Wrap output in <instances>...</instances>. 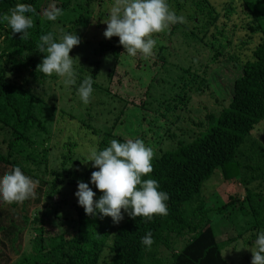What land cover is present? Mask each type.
Wrapping results in <instances>:
<instances>
[{
	"label": "trees",
	"instance_id": "obj_1",
	"mask_svg": "<svg viewBox=\"0 0 264 264\" xmlns=\"http://www.w3.org/2000/svg\"><path fill=\"white\" fill-rule=\"evenodd\" d=\"M19 1L0 0V18L7 16L9 9L14 8ZM41 1L45 3L48 0ZM93 1L86 0V3L92 5ZM245 1L249 2V0ZM167 2L169 6L174 2L177 8H182L185 3L196 7L202 13L205 22L201 26L198 25L202 18L191 14V20L200 30L199 33L201 32L199 35L192 30V35L203 40L207 45L209 43L208 46L216 52V57L222 56L223 61L234 64L237 74L232 77L228 105H225L219 113H208L205 120H190L195 127L188 130L183 128L182 135L177 136L174 127H178L180 130L181 126L177 124L185 117L180 110L186 109L192 89L204 81L197 70L190 65L187 68H182L177 76L170 77L162 90L160 89L152 96H148L150 92L147 94L151 85L149 84L144 94L145 97L150 98L149 104L146 100L139 103L134 97L115 95L125 102V108L110 122L111 126L105 129L103 135L97 128L92 130L99 136L94 148L96 150L107 147L113 139L123 142L126 139L136 138L141 139L146 146L152 148V172L142 179H155L158 181L160 189L168 193L167 214L153 215L149 220L140 216L133 218L122 209L123 219L118 223H113L109 216L100 218L99 216L86 215L83 207L79 206L77 201L72 203L64 201L59 205L65 209L68 205H77L78 216L77 218H68L67 211L66 215L61 213L60 218L63 217L61 230H56L57 232L52 236L53 240L57 239L58 241H54L52 247L47 248L44 247L42 238L39 241L43 234L48 233L44 220L47 208L41 216L24 213L23 224L10 220L9 226L20 235L28 224H32V228L39 232L37 238L39 242L35 244V252L29 256H23L18 264H36V262L40 264H99V259L106 250L112 254L111 260L107 264H163L156 259L157 257L154 258V255L162 246L171 248L170 244L174 237L177 240L187 238V241L180 252L171 255L169 264H238L224 253L225 249L226 252H229L230 246H227L231 240L220 241L218 239L220 223L230 220L239 232L238 237L249 231L251 236L245 237V243H252L251 240L256 238L260 225L264 224V212L255 208L248 197L242 200L239 195H232L221 208H218L223 215L215 221L211 215L213 208L207 205L204 196L209 179L218 173L227 181L241 179L243 163L238 157L240 148L245 144L247 138H250L256 127L264 123V0H259L257 5L248 3L247 15H251V20L247 26L252 32L260 34V41L254 48L252 57L242 61L234 59V51L229 50L228 47L237 49L239 45L243 46L246 42L236 41L234 43L233 29L225 27L219 21L222 10L225 12L228 9L227 15L236 12L234 3L238 0H228L222 9L215 7L210 0H167ZM175 14L177 15V13ZM78 18L80 20V17ZM71 24L72 28L66 33H72L79 21H73ZM188 26L187 21L172 24L167 28V35L171 38L177 30ZM35 27L36 30L33 31V34H29L26 38L13 34L10 38L12 44L5 46L6 50L14 53L19 61L20 58L27 61L25 64L16 62L14 68L11 67V71L13 69L26 70L28 69L27 63L36 64L33 50L37 49L41 35L49 32L53 33L54 37L63 35L55 32L46 24H37ZM38 29L45 30V32L39 34ZM166 39L158 38L157 58L161 60L163 67L161 66L160 73L158 72L154 76L161 74L164 70L165 52L170 53L172 48L170 42L165 41ZM114 48H120V46ZM95 86L101 88L99 84ZM0 87L5 93L9 92V84L2 73H0ZM5 101L17 115L18 125H32L30 122H36L40 129L41 124L38 117L30 112L22 116L20 109L10 101V97L6 96ZM135 109L140 110L142 119H130V112ZM5 122L7 121L5 120L3 123ZM43 131L46 132V130ZM169 141L170 144H168ZM11 142L13 146L19 145L16 142ZM76 145V143H66L60 147L63 151L61 167L45 166L43 172L50 171L51 174L49 175L51 176V187L47 196L52 197L58 193H63L65 197L74 195L77 190L74 188L77 186V181L88 182L91 172L96 170L91 167L90 161L82 162L86 156L80 157V154L76 153L73 149V146ZM165 145L169 146L165 148ZM46 146L41 150L43 154L48 152V147H51L52 144L50 143V146L46 144ZM241 153L244 154V152ZM0 162L6 165L10 164L11 169L18 166L15 160L8 158V155L6 156L2 152H0ZM46 162L49 164V160ZM77 165L79 167L74 170L73 167H77ZM21 170L37 186L30 198L12 203L14 208L20 205L23 210H26L32 200L40 202L41 193L45 192L43 189L45 180L44 178L39 179L23 168ZM90 187L97 193V197L101 194L94 185L90 184ZM64 221L67 222L66 225ZM148 232L152 235L153 243L150 247H145L140 241L141 237ZM38 249L40 252L37 254Z\"/></svg>",
	"mask_w": 264,
	"mask_h": 264
},
{
	"label": "rangeland",
	"instance_id": "obj_2",
	"mask_svg": "<svg viewBox=\"0 0 264 264\" xmlns=\"http://www.w3.org/2000/svg\"><path fill=\"white\" fill-rule=\"evenodd\" d=\"M210 1L215 7L221 9L228 2V0ZM19 3L30 4L33 9L31 13H26L33 21L32 28L28 30L29 34H33L37 24H46L55 32L64 34L72 28L73 21H79L71 34L76 33L80 38V43L70 51V56L74 57L75 71V83L71 85H66L64 78L57 77L55 74L46 77L37 70V65L45 55L37 49L33 50L34 59L37 61L35 65L27 63L28 69L11 71V67L14 68L16 62L25 64L27 61L21 58L19 61L14 53L6 50L5 46L12 44L10 38L13 33L5 19L6 16L0 18V73L9 84L8 93L0 87V152L15 160L17 165L25 171L45 180L43 183L45 192L41 193L40 202L32 200L26 210H23L20 205L14 208L12 203L0 201V264H18L23 256H29L35 252V244H38L41 238L44 247H52L54 241H58L53 240L52 236L62 227L61 213L66 215L67 211L68 218H77V205H68L66 209L59 205L64 201L76 202L74 195H67L68 197H65L63 193L52 197L46 195L50 192L51 176L49 175L51 174L50 171L48 173L43 171L48 165L50 168L62 166L63 151L60 147L66 143H76L73 149L80 154V157L86 156L91 148H95L99 136L92 132L93 128H97L103 135L105 129L111 126L110 122L125 108V102L115 95L134 97L139 103L146 100L149 104L148 96L162 90L170 77L177 76L182 68L191 65L204 81L192 89L186 109L180 110L181 114L187 118H182L177 124L181 126L180 130L174 127V131L177 136H181L183 128L188 130L195 127L190 120H205L208 113H219L225 105H228L232 77L237 74L232 62L223 61L222 56L216 57V52L211 50L209 43L207 45L203 40L192 35V30L199 35L201 32L199 33L200 30L195 27V22L191 20L190 15L202 18L198 24L200 26L205 22V18L196 7L190 6L189 3H185L182 8H177L174 2L170 4V10L178 16H183L189 26L177 30L171 38L167 35L168 29L153 33L152 39L155 45L152 55L147 59L139 53L135 57L127 55L123 46L118 43V37H104L106 24L102 21L107 19L108 12L114 6V0H94L92 5H88L86 0H48L45 3L41 0H20ZM248 3L257 5L259 0H249V2L238 0L234 3L236 12L227 15L228 9L225 12L222 10L219 19L225 27L233 29L234 43L236 41L246 42L243 46L238 44L237 49L228 47L229 50L234 51L233 58L240 59V61L252 57L253 50L260 41V34L252 32L247 26L251 20V15H247ZM50 11L59 13L54 21L46 17V13ZM38 32L41 34L45 30L38 29ZM14 35L21 34L15 33ZM158 38H167L165 41L170 42L172 48L170 53L165 52L164 70L161 74L154 76L162 69L161 60L157 58ZM115 46H120V48H114ZM85 78H90L95 85L101 86L98 88L92 85L93 92L87 104L80 101L76 91L80 82ZM149 84H151L150 91L148 89L147 94L149 92L150 94L145 97L144 94ZM6 96L10 97V101L20 109L22 116L30 112L38 117L41 124L40 129L36 122H30L32 125H18L17 115L5 101ZM137 118L142 119V113L135 109L130 112V119L136 120ZM5 120L7 122L3 123ZM11 141L19 145L13 146ZM43 142H46L48 146L52 144L45 154L41 151L47 147ZM167 146L169 145L164 147L167 148ZM36 148L38 149L35 150ZM238 157L243 163L241 179L227 181L218 173L206 184L204 196L207 205L213 208L211 215L215 221L223 215L218 208H221L232 195H239L242 200L248 197L255 208L264 212V123L258 125L250 138H247L240 148ZM78 167L79 165L73 168L76 170ZM9 170H11L10 164L0 162V176ZM34 185L35 189L37 187L35 182ZM46 208L47 215H44V220L48 233L43 234L39 241H37L39 232L32 228V224H28L20 235L9 226L10 220L23 224L24 213L41 216ZM231 223L230 220H224L219 227L218 239L220 241L231 240L227 246H230L229 252L225 249L224 253L235 263L251 264V247L255 239L251 240L252 243H245L244 239L251 236L250 232H245L238 237L239 232ZM64 224L66 225L67 222L64 221ZM68 229L71 230L69 227ZM260 231H264V224L260 225L258 232ZM186 241L187 238L177 240L174 237L170 244L171 248L160 247L154 258L157 257L156 259L163 264H169L171 255L180 252ZM38 252H40L39 249L37 254ZM111 257L112 254L106 250L99 259V264H107ZM36 264L40 263L36 262Z\"/></svg>",
	"mask_w": 264,
	"mask_h": 264
},
{
	"label": "clouds",
	"instance_id": "obj_3",
	"mask_svg": "<svg viewBox=\"0 0 264 264\" xmlns=\"http://www.w3.org/2000/svg\"><path fill=\"white\" fill-rule=\"evenodd\" d=\"M32 6L17 3L9 9L5 17L13 34L20 33L26 38L33 21L30 15ZM103 35L105 38L116 36L127 55L135 57L138 53L145 59L152 55L155 45L153 33H159L170 25L183 23L184 17L170 10L167 0H114V6L108 12ZM58 11L46 13L48 20L54 21ZM80 43L78 35L64 33L54 37L49 32L39 37L37 51L44 53L37 70L44 76L55 74L64 78L66 85L75 83V71L71 49ZM82 103L87 104L92 95V80L83 79L76 89ZM153 150L139 139H126L120 142L113 139L103 149L90 150L83 163L91 162L96 169L91 172L88 182L77 181L74 193L79 206L86 215L109 216L113 223L123 219V212L135 218L137 216L152 219L153 215H166L168 193L160 189L158 181L142 177L152 172ZM90 184L100 191H93ZM34 181L24 174L19 166L0 176V201L13 203L30 198L34 192ZM141 244L150 247L153 238L150 232L141 237ZM251 264H264V231L257 233L251 247Z\"/></svg>",
	"mask_w": 264,
	"mask_h": 264
}]
</instances>
